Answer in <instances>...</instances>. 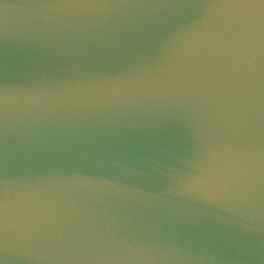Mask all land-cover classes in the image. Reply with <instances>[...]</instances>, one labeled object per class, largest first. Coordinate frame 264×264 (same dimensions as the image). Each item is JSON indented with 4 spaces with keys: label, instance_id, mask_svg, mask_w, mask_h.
<instances>
[{
    "label": "water",
    "instance_id": "1",
    "mask_svg": "<svg viewBox=\"0 0 264 264\" xmlns=\"http://www.w3.org/2000/svg\"><path fill=\"white\" fill-rule=\"evenodd\" d=\"M53 0H0V69L73 55L127 30L175 27L194 10L171 0H113L135 7L63 9ZM147 38V37H145ZM188 34L176 30L152 72L179 59ZM19 83L23 73H15ZM117 91H68L31 110L14 108L0 132V168L86 154L112 162L98 177L36 183L41 237L13 231L0 264H264V69L258 35L225 51L183 90L163 82ZM37 87H54L36 81ZM243 149L241 196L185 191L180 177L206 167L231 140ZM85 181V182H81ZM89 256L64 260V256ZM55 257V258H53Z\"/></svg>",
    "mask_w": 264,
    "mask_h": 264
},
{
    "label": "snow or ice",
    "instance_id": "2",
    "mask_svg": "<svg viewBox=\"0 0 264 264\" xmlns=\"http://www.w3.org/2000/svg\"><path fill=\"white\" fill-rule=\"evenodd\" d=\"M63 9L135 7L113 0H53ZM166 7L194 10V15L175 27L160 31L127 30L117 37L93 40L73 55L55 60H27L19 68L4 62L0 69V132L9 125L14 108L31 110L52 97L68 91H117L147 80L190 89L213 66L225 51H238L251 46L259 37L261 66L264 69V0H171ZM176 30L188 34V42L171 68L161 72L150 69L159 63V53ZM147 37V38H145ZM23 73L19 83L15 73ZM36 81L53 82L54 87H37ZM243 149L239 140H231L203 169L180 177L185 191L204 192L212 198H239L238 176L243 170ZM264 165V151H262ZM112 162L79 154L54 156L30 161L23 171L0 168V256L14 251L10 245L13 231L26 239L41 237L36 229V207L42 193L36 183L49 178L98 177ZM82 183L85 181H81ZM55 258V257H53ZM92 258L64 256V260Z\"/></svg>",
    "mask_w": 264,
    "mask_h": 264
}]
</instances>
